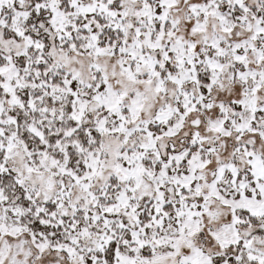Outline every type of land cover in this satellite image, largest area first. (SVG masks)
Masks as SVG:
<instances>
[{
    "label": "snow or ice",
    "instance_id": "obj_1",
    "mask_svg": "<svg viewBox=\"0 0 264 264\" xmlns=\"http://www.w3.org/2000/svg\"><path fill=\"white\" fill-rule=\"evenodd\" d=\"M0 264H264V0H0Z\"/></svg>",
    "mask_w": 264,
    "mask_h": 264
}]
</instances>
